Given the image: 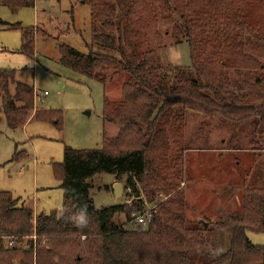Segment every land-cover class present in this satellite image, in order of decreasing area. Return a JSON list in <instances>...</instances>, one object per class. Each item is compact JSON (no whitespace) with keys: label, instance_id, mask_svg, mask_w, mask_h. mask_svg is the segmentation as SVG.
<instances>
[{"label":"trees","instance_id":"16d2710c","mask_svg":"<svg viewBox=\"0 0 264 264\" xmlns=\"http://www.w3.org/2000/svg\"><path fill=\"white\" fill-rule=\"evenodd\" d=\"M77 1L91 6L94 41L113 55L93 50L85 54L64 46L61 62L104 85L111 68L129 74L123 99L106 100L102 115L106 125L118 128V135L99 149L65 147L63 163L56 167L64 192L61 210L35 217L11 193L0 192V264H264V247L247 237V232L264 233V156L259 176L243 193L241 212L224 214L212 223L201 219L198 227L190 228L169 131L178 123L179 109L188 108L234 123L253 121V135L261 138L264 83L232 82L227 75L231 70L240 75L263 69L246 54L245 45L247 33L264 43L263 27L249 21L254 11L250 7L263 8L264 0ZM34 4L35 0H0L13 11ZM172 13L178 19L166 34L175 44L188 42L191 64L169 70L147 44V32ZM23 42L25 52L32 55L34 31H26ZM34 91L17 80L15 70H0V114L10 128L24 126L31 116L55 122L49 111L35 109ZM261 147L264 150V144ZM100 173L125 181L124 187L132 188L135 197L143 194L148 202H157V213L146 227L136 225L134 216L143 209L136 204L95 210L90 180ZM117 214H125L133 229L115 225ZM220 231L229 234L228 250L221 255ZM33 234L39 245L45 242L36 250L32 241L21 249L7 248L1 238L14 235L21 240ZM208 238L213 252L204 251Z\"/></svg>","mask_w":264,"mask_h":264},{"label":"rangeland","instance_id":"374dc122","mask_svg":"<svg viewBox=\"0 0 264 264\" xmlns=\"http://www.w3.org/2000/svg\"><path fill=\"white\" fill-rule=\"evenodd\" d=\"M251 9L254 11L250 23L262 26L264 31V6L255 10L253 4ZM171 15L160 18L147 32V44L169 70L191 64L188 42L175 44L166 34L178 19L177 15ZM29 30L35 34L32 55L25 52L23 42ZM64 46L85 54L93 50L113 55L94 41L91 6L87 3L35 0L33 7L16 11L0 5V70H15L18 81L35 88V109L55 116V122L31 116L24 126L10 128L5 115L0 114V192L11 193L19 205L32 208L35 217L63 207L64 192L56 167L63 163L66 146L76 150L99 149L106 139L118 135L116 126L103 121L104 105L106 100L121 101L122 88L130 79L128 73H117L113 68L108 70L106 85L87 78L62 64L60 50ZM245 49L263 69L251 74L242 71L240 75L231 70L228 78L251 84L261 79L264 83V43L247 33ZM2 101L0 95V105ZM177 114L178 123L169 128L171 157L175 159L178 154L174 166L180 172L178 190L183 192L186 203L187 227H198L200 218L212 223L224 214L241 212L243 193L260 174L264 133L261 138L253 135L256 131L253 121L234 123L219 114L188 108L179 109ZM57 120L61 121L60 126ZM90 183L89 198L95 210L124 204V195L115 199L113 187L116 183L124 187L125 181L100 173ZM33 222L35 225V219ZM113 223L126 230L133 229L125 214H117ZM207 235L214 237V233ZM11 237L15 236L3 237L2 241ZM247 237L255 246L264 247V233L247 232ZM211 238L204 247L206 252L214 251ZM30 239L31 236H25L18 241L23 246ZM217 239V253L224 254L229 247V234L220 231Z\"/></svg>","mask_w":264,"mask_h":264},{"label":"built area","instance_id":"2783aa9c","mask_svg":"<svg viewBox=\"0 0 264 264\" xmlns=\"http://www.w3.org/2000/svg\"><path fill=\"white\" fill-rule=\"evenodd\" d=\"M132 194H133L132 188L124 187V198H125L124 205L132 206L136 204L139 207L143 208L142 211L136 214L134 217H135L136 225L144 228L152 221L154 215L157 213V202L156 203L148 202L143 194H141L140 197H135V195ZM1 238L3 239V237ZM30 241L33 242V247L35 250L39 247H42L45 243L42 242L39 245V243L37 242V236L35 234L31 236ZM4 243L7 248H23L27 246V245L21 246L20 241H18L15 237H11L7 239L6 242Z\"/></svg>","mask_w":264,"mask_h":264},{"label":"water","instance_id":"95a60500","mask_svg":"<svg viewBox=\"0 0 264 264\" xmlns=\"http://www.w3.org/2000/svg\"><path fill=\"white\" fill-rule=\"evenodd\" d=\"M114 195L116 199L123 197L124 195V187L121 183H116L113 187Z\"/></svg>","mask_w":264,"mask_h":264},{"label":"crops","instance_id":"0c3cea01","mask_svg":"<svg viewBox=\"0 0 264 264\" xmlns=\"http://www.w3.org/2000/svg\"><path fill=\"white\" fill-rule=\"evenodd\" d=\"M28 123V122H27ZM26 123V124H27ZM114 185V184H113ZM109 192H111L110 190H109ZM115 196V195H114ZM116 199V198H115ZM29 209H31V210H33L32 208H30V207H28ZM34 211V210H33ZM35 212V211H34ZM37 214V213H36ZM199 220H201V218L199 219Z\"/></svg>","mask_w":264,"mask_h":264}]
</instances>
